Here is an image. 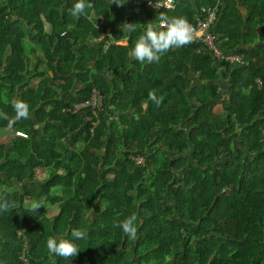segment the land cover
I'll return each mask as SVG.
<instances>
[{"label":"trees","instance_id":"trees-1","mask_svg":"<svg viewBox=\"0 0 264 264\" xmlns=\"http://www.w3.org/2000/svg\"><path fill=\"white\" fill-rule=\"evenodd\" d=\"M76 2L0 0V113L14 116L18 98L31 114L0 118V172L22 184L0 175V201L14 205L0 211V264H264V0H175L168 10L85 0L87 18H73ZM214 7L212 32L242 64L215 60L199 38L158 63L128 55L159 12L193 23ZM125 22L135 31L122 32ZM92 88L103 95L96 116L70 111ZM26 198L58 211H33ZM133 213L129 238L113 223ZM49 237L80 252L50 255Z\"/></svg>","mask_w":264,"mask_h":264},{"label":"clouds","instance_id":"clouds-1","mask_svg":"<svg viewBox=\"0 0 264 264\" xmlns=\"http://www.w3.org/2000/svg\"><path fill=\"white\" fill-rule=\"evenodd\" d=\"M112 4L117 7L122 6L120 0H112ZM91 3H86L85 0H77V2L69 8L68 14L73 18L85 16L87 18L86 9L91 8ZM158 23L153 25L147 23L144 32L139 35L134 47L128 55L135 61L144 63H158L161 56L174 48H180L191 44L194 41L195 34L192 25L185 17H169L163 12H159L156 17ZM122 32L130 33L135 31L134 23L125 22L120 25ZM149 99L157 106L162 103V98H158L155 91L149 92ZM11 106L15 115L9 117L6 113H0V118L8 120L10 124H14L20 120L30 118L29 105L14 98L11 101ZM14 205L10 204L7 199L0 201V211L7 210ZM42 205H33V211L39 210ZM137 215L135 213L127 216L123 220L115 221L113 227L122 230L125 236L135 238L137 235ZM86 232L74 228L71 231V236L76 240L84 239ZM46 248L50 255L59 256L64 259L76 257L80 252L77 245L72 240L59 239L49 237L46 241Z\"/></svg>","mask_w":264,"mask_h":264},{"label":"built area","instance_id":"built-area-1","mask_svg":"<svg viewBox=\"0 0 264 264\" xmlns=\"http://www.w3.org/2000/svg\"><path fill=\"white\" fill-rule=\"evenodd\" d=\"M135 3L154 10H168L175 7V0H135ZM217 12V7L208 8L204 17L197 18L193 23H190L193 27L195 38L200 39V41L206 46L215 60L220 62L242 64L244 62L242 56L237 53H225L221 48V41L219 37L214 32H212V25L216 20ZM112 42L114 41L110 36H108V38L105 40V43L103 44V49L106 50ZM102 106V93L97 88H92L88 99L73 103L69 110L76 112L81 108H88L92 114L96 116L97 111L100 110ZM16 134L24 137L26 136V133L23 131H16ZM135 161L137 163H141L143 162V158L136 157ZM23 260L27 262L26 258H23Z\"/></svg>","mask_w":264,"mask_h":264},{"label":"crops","instance_id":"crops-1","mask_svg":"<svg viewBox=\"0 0 264 264\" xmlns=\"http://www.w3.org/2000/svg\"><path fill=\"white\" fill-rule=\"evenodd\" d=\"M124 1H125L126 4H128L130 7H132V8L135 9V10H138L139 8H140V9H141V8H144L143 5H141V4H136V3H135V0H124ZM240 9H241V11H243V12L245 13V8H244L243 6H241ZM92 17H93V15H92ZM198 17H199V12L196 13V19H197ZM45 28H46V29H49V25H48V24H45ZM263 28H264V27L262 26V27H260L258 30L261 31ZM98 41H99V39H97V38H95L94 36L90 35V36L87 38V40L85 41V44L88 45V46H90V47H92V46H94ZM127 41H128V38H124V39H122V40H120V41H116V43H118V44H126ZM241 46H242V45H241ZM24 47H25L26 52H27L29 55H31V58L33 59V56H32V54L30 53V49H31V47H32V44H31L30 42H28V41H25V43H24ZM34 61H36V59H35ZM52 73H53V70H52V69L49 70V74L52 75ZM224 84H227V82H224ZM231 97H232V96H231L229 93H226V94H225V98H226V99H230ZM216 108H218V109L220 110L221 106L218 105V106H216ZM109 111H113L112 114H113V116L115 117L116 113L114 112V109H113L112 107L109 108ZM132 111H134V110H132ZM4 131H5V130H4ZM4 131H3V132H4ZM5 136H6V135L3 133L2 138L5 139ZM233 147H234L233 149H235L236 145H234ZM26 199H32V198H26ZM26 199H25V200H26ZM24 202H25V201H24Z\"/></svg>","mask_w":264,"mask_h":264},{"label":"rangeland","instance_id":"rangeland-1","mask_svg":"<svg viewBox=\"0 0 264 264\" xmlns=\"http://www.w3.org/2000/svg\"><path fill=\"white\" fill-rule=\"evenodd\" d=\"M24 204H25L26 207H30V206H33V205H42V206L45 207V212L49 216H52V215L56 214L57 211H58L57 203L52 205V204L47 203V202H39V201H37L35 199H26Z\"/></svg>","mask_w":264,"mask_h":264},{"label":"water","instance_id":"water-1","mask_svg":"<svg viewBox=\"0 0 264 264\" xmlns=\"http://www.w3.org/2000/svg\"><path fill=\"white\" fill-rule=\"evenodd\" d=\"M0 175H4L7 178L6 180L8 181V183L21 187L22 184H20L16 179L9 178L5 173L0 172Z\"/></svg>","mask_w":264,"mask_h":264}]
</instances>
